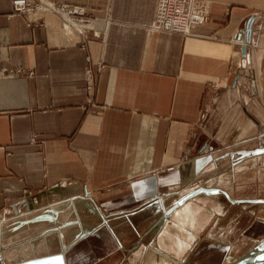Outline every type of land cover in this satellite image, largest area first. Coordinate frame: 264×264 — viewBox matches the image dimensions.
Listing matches in <instances>:
<instances>
[{
  "label": "crops",
  "instance_id": "1",
  "mask_svg": "<svg viewBox=\"0 0 264 264\" xmlns=\"http://www.w3.org/2000/svg\"><path fill=\"white\" fill-rule=\"evenodd\" d=\"M43 1L80 6L94 21L68 26L46 13L30 24L8 17L10 0H0V70L23 71L0 72V212L12 207L27 215L28 239H45L29 245L35 256L8 263L0 254V264H190L199 234L213 219L210 233L226 220L227 191L233 201L227 180L258 169L251 167L256 119L243 118L242 107L234 118L227 115L226 97L242 96L239 63L264 58L262 25L251 18L264 16V0H200L208 5L207 22L187 38L149 28L155 0ZM86 67L94 79L89 104ZM221 89L223 106L213 108ZM210 112L222 120L223 141L234 131L249 148L228 159L210 141V154L201 156ZM231 158L246 159L243 169L224 167L225 183L209 180L204 188L199 179ZM174 189L192 193L170 196ZM207 189L220 190L224 203ZM161 196H168L167 209L177 208L155 228L148 249L130 252L111 232L84 234L90 227L79 220L82 212L97 221L98 214L136 211ZM208 197L215 203L201 201ZM240 203L234 202L254 206ZM59 243L62 248L47 251ZM214 246L220 262L226 246L224 256ZM205 254L209 259L214 252Z\"/></svg>",
  "mask_w": 264,
  "mask_h": 264
},
{
  "label": "rangeland",
  "instance_id": "2",
  "mask_svg": "<svg viewBox=\"0 0 264 264\" xmlns=\"http://www.w3.org/2000/svg\"><path fill=\"white\" fill-rule=\"evenodd\" d=\"M251 18L255 19L254 24L257 26H260V24L262 25L261 32L259 33V39L264 40V16L253 15ZM261 49L262 55H264V47ZM252 60L253 61L250 60L249 62L243 61L239 63L240 65L237 72L238 77L241 78L240 94H242V96L239 95L234 99L230 94L227 93L226 105L228 109L227 115L231 116L232 118H234V116L239 113L238 111L242 107L243 111L241 114L243 118L246 117L250 119V117H252L253 119H256L255 122L257 123H254V125L256 126L257 131H255L256 133L253 134V137L256 136L255 138L258 140V144L257 150L253 151V153H256L253 158H256L257 160L251 165V167L253 168L254 166H257L258 169L253 176L239 173V175L233 177V180L229 182L227 180L228 175L224 172V167L225 170H229L231 168L233 169L235 166H238V171H241L243 169L241 168L243 167L242 163L246 160H242L241 163L240 160L231 158V160L227 161L226 166L224 164L223 168L222 166H219V170L213 168L199 179L203 186L206 185L204 188L209 185V180V183L216 184H224L227 180L229 183V190H231L233 195L231 196L233 201L230 198V193L227 191V203H224V198L221 193H219L220 190H217V185L211 186L216 187L217 189L204 190L205 192H209L210 196H213L217 200L227 204L223 209V214L226 217V220L223 222L221 229L216 228L214 232L210 233L211 228L213 227L217 218L213 219L210 222V225L199 234L198 240L200 241V246L196 248L193 255L189 256L188 259H191L190 264H226L232 261L236 262L239 261L240 258H245L250 253L260 249L264 243V58H257V61H254L255 58ZM224 95L225 94L222 89L218 91L217 102H213V108L215 105L218 106V104L220 107L223 106ZM246 106L252 113V116L247 110H245ZM221 115L223 119L226 114L223 115L222 113ZM217 119L218 118L210 112L203 120V123H205L203 129L208 133V137L206 138V143L200 152L202 153L201 156H208L210 154L211 151H208L207 148L210 141L212 142L211 144L213 147H215L213 150L215 152H221L222 155L227 154L226 157H228V155L233 157L235 153L231 152H234L237 149H243L244 151V149L249 148L245 143L238 142L239 140L234 131L231 133L229 132L226 135L225 141H223L225 134H222V120L219 119L218 121ZM250 125L251 124L248 123L242 128L241 131L245 132L248 127L250 128ZM209 158L205 159L202 167L211 160ZM229 158L230 157H228V159ZM200 163L202 164V161L199 162V165ZM252 168H250V170H252ZM173 169L174 167H169L166 170L171 171ZM254 170L255 169H253V171ZM217 174H219V176L214 177ZM191 193L183 191V189H174L170 196H175L178 194L180 198L184 199ZM166 198H168V196H161L145 207L132 212L117 213L105 217L98 214L97 221L94 220V215H92L91 212H82L79 220H84L89 224L90 229L89 231L84 232V234L89 235L95 233V235H97L111 232L114 234V237L118 238L117 243L120 242L121 246L130 249V252H132L138 246H143L148 249L152 244L151 234L155 228L160 225L164 218H167L172 213V211L177 208L176 206L167 209V207L163 204V200ZM212 199L208 197L206 199H201V201L205 202L210 200L212 201L211 203H215L214 200L216 199ZM247 200L248 202L252 201L254 206L244 207V205L237 206L234 204V202L237 203V201L239 203L241 202L240 204H243L246 203ZM15 208H18V206H15ZM165 209L167 210L165 214L162 215ZM219 210L220 209H215L217 212ZM224 216L222 215L221 218ZM28 219L29 217L27 215H20V213L16 212V210L12 207H7L2 212H0V254L6 258L5 261L8 263L14 261L12 259L16 257L18 259H25L29 256H33L38 251L36 249V251H32L31 255L29 254V251H31L29 250V245L31 246V242L32 245L35 242L37 246H42V241L45 240L40 238L32 240L28 239V235H26V232H24L26 231L24 226L27 225L26 222H28ZM19 234L23 237L18 236ZM218 239L223 240V242L220 244L217 243L218 241L215 240ZM213 243L220 247L222 255V249L226 246V256H221V258H223L220 259V262L218 261L220 252L215 249ZM62 246L63 245L59 243L55 248L48 249L47 251H53L62 248ZM211 251H213L214 254H212L209 259H205V253ZM263 252L264 251L261 253L258 252L256 256H259L260 258L252 263H249L264 264ZM225 258H227L226 261H224Z\"/></svg>",
  "mask_w": 264,
  "mask_h": 264
},
{
  "label": "built area",
  "instance_id": "3",
  "mask_svg": "<svg viewBox=\"0 0 264 264\" xmlns=\"http://www.w3.org/2000/svg\"><path fill=\"white\" fill-rule=\"evenodd\" d=\"M207 4L200 0H155L152 21L149 28L164 35H177L182 38L193 37V29L207 22ZM46 13L56 15L68 26L88 27L94 18L80 6L55 4L43 0H10L8 17H24L28 23L37 22ZM86 65L89 59L85 58ZM100 70L99 65L96 66ZM1 76L12 77L23 71L1 69ZM86 104L94 91V79L90 68L83 73Z\"/></svg>",
  "mask_w": 264,
  "mask_h": 264
},
{
  "label": "bare ground",
  "instance_id": "4",
  "mask_svg": "<svg viewBox=\"0 0 264 264\" xmlns=\"http://www.w3.org/2000/svg\"><path fill=\"white\" fill-rule=\"evenodd\" d=\"M7 238V237H6ZM46 246V245H45ZM257 251H255V252H253V253H256ZM253 253H250L248 256H246L245 258H242V259H244L242 262H241V264H247V263H252V262H254V261H256L257 259H259L260 257L259 256H256L257 254H253ZM263 254V253H262ZM261 254V255H262ZM262 257V256H261ZM249 263V264H250Z\"/></svg>",
  "mask_w": 264,
  "mask_h": 264
},
{
  "label": "water",
  "instance_id": "5",
  "mask_svg": "<svg viewBox=\"0 0 264 264\" xmlns=\"http://www.w3.org/2000/svg\"><path fill=\"white\" fill-rule=\"evenodd\" d=\"M243 50V49H242ZM169 211V210H168ZM168 211H167V213H168ZM255 251H257L256 253H253V254H257L258 252H262V251H264V243H263V245H262V247L260 248V249H257V250H255ZM264 253V252H263ZM244 257V256H243ZM244 259H241L240 258V260L239 261H236V262H230V263H226V264H241V262L243 261Z\"/></svg>",
  "mask_w": 264,
  "mask_h": 264
}]
</instances>
